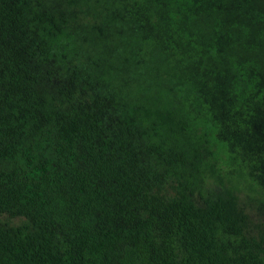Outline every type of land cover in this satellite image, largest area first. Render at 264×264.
<instances>
[{"label": "trees", "instance_id": "trees-1", "mask_svg": "<svg viewBox=\"0 0 264 264\" xmlns=\"http://www.w3.org/2000/svg\"><path fill=\"white\" fill-rule=\"evenodd\" d=\"M237 105L264 120V0H0V264H264Z\"/></svg>", "mask_w": 264, "mask_h": 264}, {"label": "rangeland", "instance_id": "rangeland-1", "mask_svg": "<svg viewBox=\"0 0 264 264\" xmlns=\"http://www.w3.org/2000/svg\"><path fill=\"white\" fill-rule=\"evenodd\" d=\"M225 113L214 132L217 168L241 202L264 218V120L238 105Z\"/></svg>", "mask_w": 264, "mask_h": 264}]
</instances>
